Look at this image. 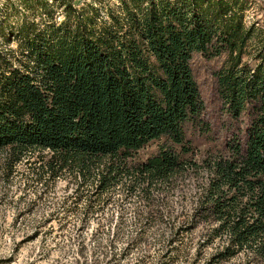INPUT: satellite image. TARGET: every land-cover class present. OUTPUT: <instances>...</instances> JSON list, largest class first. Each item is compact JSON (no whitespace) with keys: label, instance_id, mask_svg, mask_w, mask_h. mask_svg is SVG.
<instances>
[{"label":"trees","instance_id":"16d2710c","mask_svg":"<svg viewBox=\"0 0 264 264\" xmlns=\"http://www.w3.org/2000/svg\"><path fill=\"white\" fill-rule=\"evenodd\" d=\"M59 1L41 4L48 23L0 30L4 179L25 164L30 182L69 173L76 193L120 187L152 208L204 170L192 221L211 224L216 257L264 256V27L246 26L243 0H121L108 20L88 0ZM195 54L227 57L216 75L230 121L223 145L209 142Z\"/></svg>","mask_w":264,"mask_h":264},{"label":"rangeland","instance_id":"374dc122","mask_svg":"<svg viewBox=\"0 0 264 264\" xmlns=\"http://www.w3.org/2000/svg\"><path fill=\"white\" fill-rule=\"evenodd\" d=\"M87 2L108 20L109 11L120 10L121 0ZM42 3L59 6L60 1L0 0V22H6L0 30L9 38L22 22L48 23ZM242 5L246 26L259 21L260 28L264 27V0H243ZM249 52L257 53L255 47H249ZM226 60V56L209 59L201 54L192 60L206 104L205 121L214 130L209 142L215 145L229 139L222 129L230 121L216 76ZM244 125L239 124L243 129ZM156 147L152 144L143 157ZM27 167L20 166L9 181L0 174V264H264V256L251 251L220 260L216 256L222 242L211 243V224L206 227L202 217L192 221L196 194L207 179L204 170L187 174L173 190L160 195L164 201L150 208L139 195L126 197L120 187L100 198L91 184L84 187L83 195L76 193L79 180L69 173L54 181L30 182L25 176ZM85 196H92V201ZM195 223L198 227L194 228Z\"/></svg>","mask_w":264,"mask_h":264}]
</instances>
